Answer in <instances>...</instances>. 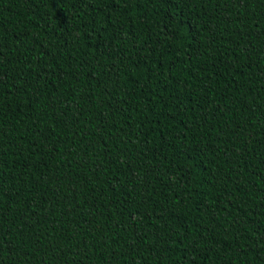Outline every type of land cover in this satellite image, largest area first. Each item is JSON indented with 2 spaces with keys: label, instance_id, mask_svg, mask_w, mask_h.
<instances>
[{
  "label": "trees",
  "instance_id": "obj_1",
  "mask_svg": "<svg viewBox=\"0 0 264 264\" xmlns=\"http://www.w3.org/2000/svg\"><path fill=\"white\" fill-rule=\"evenodd\" d=\"M0 264H264V0H0Z\"/></svg>",
  "mask_w": 264,
  "mask_h": 264
}]
</instances>
